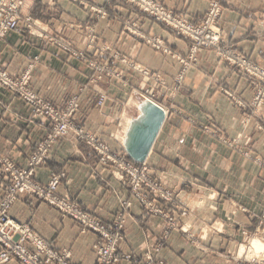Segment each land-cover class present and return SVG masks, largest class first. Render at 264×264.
<instances>
[{
    "label": "crops",
    "instance_id": "1",
    "mask_svg": "<svg viewBox=\"0 0 264 264\" xmlns=\"http://www.w3.org/2000/svg\"><path fill=\"white\" fill-rule=\"evenodd\" d=\"M84 1L27 0L23 14L34 18L37 35L24 26L22 32H11L0 41V66L17 75L34 63L31 88L57 106L79 95L76 122L114 149L126 150L123 140L128 126L143 116L147 100L166 111L146 162L150 173L174 191L176 213L187 210L181 221L185 232L174 230L166 235V220L134 201L127 212L121 252L142 257L148 248L161 243L159 257L165 264H229L233 257L249 258L247 251L241 252L242 246L247 247L242 230L252 235V241L264 242V101L254 104L259 86L229 66L214 48L200 52L197 65L178 82L182 70L178 60L147 45L127 26L135 23L141 33L162 38L183 55L190 52L189 39L176 36L125 0ZM156 1L199 25L213 0ZM218 1L222 45L264 67V0ZM92 7L102 9L106 16L102 18ZM43 31L53 40L38 36ZM93 34L97 39L88 47ZM64 46L106 63L119 76L98 78L94 68ZM107 47L111 50L103 53ZM224 88L249 108L239 106ZM101 95L106 101L99 106ZM49 126L44 118L31 119L30 108L21 98L0 86L3 154L18 166H26ZM62 171L66 176L58 193L99 218L113 219L121 200L129 195V187L98 163L95 151L72 136L53 146L35 178L46 183ZM8 185L7 177L0 174V202ZM10 216L29 222L47 242L71 250L74 264H97L94 245L99 237L81 232L56 208L21 196Z\"/></svg>",
    "mask_w": 264,
    "mask_h": 264
},
{
    "label": "built area",
    "instance_id": "2",
    "mask_svg": "<svg viewBox=\"0 0 264 264\" xmlns=\"http://www.w3.org/2000/svg\"><path fill=\"white\" fill-rule=\"evenodd\" d=\"M73 1L85 3L84 0ZM125 1L170 28L176 36L190 40V52L183 55L173 50L162 38L144 35L135 23L127 26L128 30L142 38L146 44L178 60L182 66L178 82H181L183 75L191 66L197 65L200 52L214 48L217 55L229 66L237 68L252 84L259 86L254 104L260 106L263 103L264 67L246 55L222 45V32L217 23L221 13L218 0L211 2L205 20L199 25L192 24L156 0ZM26 2L27 0H0V41L5 40L11 32H22L24 26L29 33L37 35L34 18L23 14ZM92 9L102 18L106 16L102 9L95 7ZM38 36L53 40L45 31ZM96 39V34H93L88 47H91ZM64 49L72 55L80 56L85 63L94 68L98 78L102 75L119 76V73L106 63L90 58L83 51H74L68 46H64ZM105 50L111 49L107 47L103 49V53ZM122 60L125 61L123 58ZM33 68L34 63L21 74L14 75L0 66V86L21 98L30 108L31 119L41 117L50 124L47 135L38 143L26 166H18L0 150V174L5 175L9 182L6 194L0 202V264H8L13 260L21 264H74L71 250L61 249L54 242H47L34 232L29 222L21 223L10 216L11 207L21 196L33 198L56 208L62 217L72 219L80 227L81 232L95 233L99 237V241L94 245L97 264H120L123 261L135 264H165L159 257L161 243L148 248L142 257L120 251L119 245L125 237L127 212L133 202H137L151 215L166 220L168 235L174 230L185 232L181 221L187 215V210L176 213L177 200L174 191L150 173L146 160L139 162L132 159L126 150L114 149L100 136L87 131L76 122L75 115L81 107L79 95L72 96L65 106L60 107L33 90L31 88ZM143 72L149 74L147 70ZM154 79L159 81L158 77ZM223 90L239 106L249 108V105L239 99L234 92L225 88ZM105 101L106 96L101 95L98 105H104ZM71 136L90 146L97 155L98 163L129 187V195L121 200L113 219L99 218L67 196L60 195L58 188L66 176L64 171L53 174L46 183L36 180V169L46 163L53 146ZM242 235L245 245H251L252 235L247 230H242ZM229 264H264V257H233V262Z\"/></svg>",
    "mask_w": 264,
    "mask_h": 264
},
{
    "label": "water",
    "instance_id": "3",
    "mask_svg": "<svg viewBox=\"0 0 264 264\" xmlns=\"http://www.w3.org/2000/svg\"><path fill=\"white\" fill-rule=\"evenodd\" d=\"M142 109L144 114L136 121L135 134L126 145L129 156L139 162L148 158L166 118L164 108L153 101L147 100Z\"/></svg>",
    "mask_w": 264,
    "mask_h": 264
},
{
    "label": "rangeland",
    "instance_id": "4",
    "mask_svg": "<svg viewBox=\"0 0 264 264\" xmlns=\"http://www.w3.org/2000/svg\"><path fill=\"white\" fill-rule=\"evenodd\" d=\"M220 6H221V4H220ZM219 17H220V15H219ZM219 17L217 19V22L219 20ZM251 242H252L251 245H247L246 248H245V246H242L241 252L247 251L249 258L254 257V256H259V258L264 257V250H261V247L264 246V242L258 238H255L253 241L251 240ZM258 251H259V255L257 254Z\"/></svg>",
    "mask_w": 264,
    "mask_h": 264
},
{
    "label": "bare ground",
    "instance_id": "5",
    "mask_svg": "<svg viewBox=\"0 0 264 264\" xmlns=\"http://www.w3.org/2000/svg\"><path fill=\"white\" fill-rule=\"evenodd\" d=\"M129 130L126 131L127 135L124 137L125 146L132 140V136L135 134L136 121L131 120V123L128 126Z\"/></svg>",
    "mask_w": 264,
    "mask_h": 264
},
{
    "label": "clouds",
    "instance_id": "6",
    "mask_svg": "<svg viewBox=\"0 0 264 264\" xmlns=\"http://www.w3.org/2000/svg\"><path fill=\"white\" fill-rule=\"evenodd\" d=\"M261 250H264V246H262V247H261ZM257 254L259 255V251H258V253H257Z\"/></svg>",
    "mask_w": 264,
    "mask_h": 264
}]
</instances>
